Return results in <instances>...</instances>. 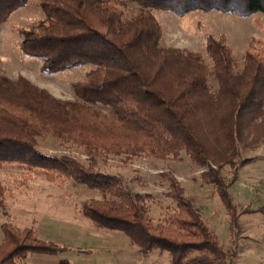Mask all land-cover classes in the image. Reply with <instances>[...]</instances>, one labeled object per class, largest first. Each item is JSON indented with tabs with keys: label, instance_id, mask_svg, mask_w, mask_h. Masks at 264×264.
<instances>
[{
	"label": "trees",
	"instance_id": "trees-1",
	"mask_svg": "<svg viewBox=\"0 0 264 264\" xmlns=\"http://www.w3.org/2000/svg\"><path fill=\"white\" fill-rule=\"evenodd\" d=\"M128 1L139 8L125 15L119 0H40L43 18L22 31V53L40 59L46 74L91 68L72 84L76 100L68 103L23 76L0 74V168L40 170L96 191L99 198L81 203L82 217L98 230L123 234L142 255L157 250L169 255L170 264H233L239 217L258 209H237L229 190L236 175L226 181L218 168L232 165L239 144L250 148L264 135V63L252 45L238 62L223 34L205 38L210 64L199 53L160 47L162 26L154 11L179 17L217 11L246 18L264 15V0ZM26 2L0 0V29ZM46 136L82 148L90 165L39 151L38 139ZM99 150L114 156L147 153L158 160L184 152L204 169L200 178L223 205L232 249L223 251L172 177L167 196L175 211L153 223L145 195L133 192L121 175L95 168L93 154ZM6 191L0 182V209ZM1 232L0 264L70 250L40 239L33 227L5 222Z\"/></svg>",
	"mask_w": 264,
	"mask_h": 264
},
{
	"label": "rangeland",
	"instance_id": "rangeland-1",
	"mask_svg": "<svg viewBox=\"0 0 264 264\" xmlns=\"http://www.w3.org/2000/svg\"><path fill=\"white\" fill-rule=\"evenodd\" d=\"M119 1L125 4V15L139 8L128 0ZM39 2L40 0H27L25 6L13 12L1 26L0 74L9 79L23 76L64 103L75 101L72 84L91 65L46 74L41 70L40 59L29 57L20 50L22 31L34 27L43 18ZM154 15L162 26L160 47L199 53L210 64L204 51L205 38L208 35L218 37L223 34L238 62L244 51L252 45L255 50L251 49V52L257 53L264 63L263 14L242 18L217 11H194L179 17L168 11L156 10ZM210 85L213 90L216 89L213 80ZM37 143L38 150L43 153L53 156L70 155L85 166L90 165L83 149L73 144H63L51 136L38 139ZM237 152L238 156L232 158V165L222 164L218 168L226 181L236 175V180L229 189L233 202L239 211L264 206V135L250 148L239 144ZM93 159L97 170L121 175L133 192L145 195V207L153 223L162 222L168 214L175 211V204L167 196L170 178H174L183 188L184 194L202 212L205 222L218 236L223 251L232 249L223 205L211 186L200 178L204 169L194 165L184 152H180L175 158L158 160L147 153L114 156L99 150L93 154ZM0 182L7 189L4 207L0 209V241L1 225L10 222L19 228L33 227L40 239L49 236L48 238L61 240V235L72 237L77 233L87 237L90 239L87 242L92 244L88 246H93L99 252V258H94L95 264H107L102 263L100 257L103 256L114 257L115 261L110 259L109 264H170L169 255L165 252L153 250L142 255L136 246L129 244L123 234L100 230L96 232L97 229L80 213V205L84 200L100 197L96 191L51 173L27 170L16 165H3L0 168ZM239 224L241 232L237 238L238 249L233 264H264V244L259 241L264 238V211L253 217L241 215ZM88 229L94 232L91 233L93 236H90ZM108 235H111L110 238L106 237ZM113 235L114 238H111ZM72 238L67 239V245L71 249L76 246ZM105 239L108 242L106 245L103 242ZM72 251L77 252L75 248ZM36 256L27 257L22 264L31 263Z\"/></svg>",
	"mask_w": 264,
	"mask_h": 264
},
{
	"label": "crops",
	"instance_id": "crops-1",
	"mask_svg": "<svg viewBox=\"0 0 264 264\" xmlns=\"http://www.w3.org/2000/svg\"><path fill=\"white\" fill-rule=\"evenodd\" d=\"M250 209H258L257 212H255L253 214H248V215H252V217H253V216H256L257 214H262V212L264 211V206L263 205H261V206L258 205L257 207H255V208L252 207ZM224 216L226 218V215H224ZM226 220H227V218H226ZM79 227H82V226L80 225ZM87 227H89V226H87ZM100 231H103V230H100ZM88 232H90V234L91 233H94V232H91V230H89V229H88ZM96 232H98V229H97ZM103 232H105V231H103ZM106 232H110V231H106ZM77 234H75L76 236H72L73 238L68 235L69 238H72V240L75 241V245L76 246H74L72 249L75 248V251H77L76 253L74 251H72V249H71V247L69 245H67V243H68V241H67L68 237H66V236L61 235L60 239L63 237V239H61V240L56 239L55 237L48 238L49 236H47L45 238H41V239H45V240L54 241V242H56L58 244H61V245H67L70 250L67 251V252H65L66 254H63L62 253V255H58V256H55V255H37L36 256V255H34L37 258L34 261H31V263H29V264H59V263H61V264H95V261H94L95 259L94 258H96V257L99 258V256H97V254L99 252H97L96 249L94 250L92 248L93 246H91V247L88 246V245H92L91 243L87 242L90 239H88L87 237H82V236L77 235ZM90 236H93V235L91 234ZM110 236L111 235H108L106 237H109L110 238ZM111 238H114V235ZM259 241L263 242V244H264V238H260ZM103 242L105 243V245L108 243L106 239ZM81 246H85V247H81ZM80 247L82 249H79ZM100 258H102V260H101L102 263L109 264V262H110L109 260L110 259L113 260V261H115L114 260V257L113 258L112 257L109 258V256H103V257H100ZM123 264H125V263H123ZM260 264H263V263H260Z\"/></svg>",
	"mask_w": 264,
	"mask_h": 264
}]
</instances>
